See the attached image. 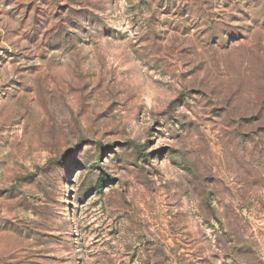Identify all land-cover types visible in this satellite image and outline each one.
<instances>
[{
	"label": "rangeland",
	"instance_id": "374dc122",
	"mask_svg": "<svg viewBox=\"0 0 264 264\" xmlns=\"http://www.w3.org/2000/svg\"><path fill=\"white\" fill-rule=\"evenodd\" d=\"M0 264H264V0H0Z\"/></svg>",
	"mask_w": 264,
	"mask_h": 264
}]
</instances>
